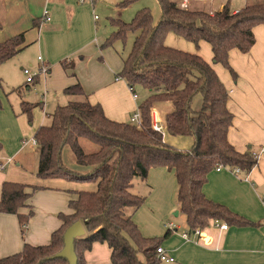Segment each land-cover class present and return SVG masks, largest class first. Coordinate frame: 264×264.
I'll list each match as a JSON object with an SVG mask.
<instances>
[{"label":"trees","instance_id":"1","mask_svg":"<svg viewBox=\"0 0 264 264\" xmlns=\"http://www.w3.org/2000/svg\"><path fill=\"white\" fill-rule=\"evenodd\" d=\"M158 2L161 17L157 23L149 8L140 9L130 22L112 19L115 30L102 44L103 48L112 46L136 33L130 51L121 53L124 65L118 76L127 80L133 94L137 95L136 86L149 91L137 108L142 124L109 118L100 103L87 99L80 83L65 88L64 93L83 99L58 105L50 114L51 121L37 129V177L94 182L96 188L78 191L77 198L69 203L72 211L59 213L61 225L52 233L49 243L25 242L20 252L1 257L0 264H87L85 253L95 242L108 244L112 264H161L157 248L174 229L168 228L161 237H147L133 219L134 212L145 201L143 195L133 190L134 180L146 179L153 167L175 172L176 198L190 233L204 229L211 220L237 226L255 224L208 198L203 190L209 173L220 166L239 167L248 173L258 163L257 151L249 148L241 152L229 141L234 120L228 106L229 91L213 64L197 52L166 44V38L173 33L197 47L201 41L209 43L213 63H221L237 79L230 52L251 50L255 44L254 28L264 26V2L245 5L236 12L226 4L213 13L183 7L174 0ZM38 22L36 19L35 24ZM24 42V33L0 42V64L16 55ZM62 64L65 68L74 66L66 59ZM49 70L47 66L48 73ZM162 100L171 103L164 120L165 131L192 137L190 150L175 149L165 141L163 128H153V107ZM39 104L22 102V112L30 121ZM83 138L97 145V149L86 151L81 144ZM66 149L71 150L77 168L66 165ZM29 187L38 188L5 181L0 199V212L18 215L23 237L33 215L32 210L28 214L19 211L32 194ZM76 223L80 226L73 246L66 248L65 232ZM81 228L86 232L79 236Z\"/></svg>","mask_w":264,"mask_h":264},{"label":"crops","instance_id":"2","mask_svg":"<svg viewBox=\"0 0 264 264\" xmlns=\"http://www.w3.org/2000/svg\"><path fill=\"white\" fill-rule=\"evenodd\" d=\"M174 1L189 9L213 13L222 10L226 4L229 6L231 0ZM95 2L0 0V42L19 33H24L25 38L19 52L0 64V158H11L15 162V165L8 164L0 170V199L5 181L38 187L35 190L27 189L32 194L27 205L19 209L22 214L33 211L25 237L22 236L17 214L0 212V258L20 252L25 242L33 245L49 243L52 233L61 225L59 213L72 211L69 203L77 198L78 191L96 188L94 182L37 177L38 150L29 146H36L31 139L41 125L51 121L44 122L46 115L50 118L45 110L46 103L62 105L58 104L61 94L69 96L68 101L83 99L82 96L68 95L63 91L80 83L87 99L91 103H100L111 119L128 121L131 113L138 108L139 103L127 80L118 76L124 65L121 54L112 47H102L107 37L98 34L97 17L93 16ZM253 3L256 2L244 0L241 5L229 8L236 12ZM257 3L262 2L258 0ZM45 13L50 16V21L43 20ZM36 19H39L38 24H35ZM254 33L255 44L248 53L237 49L230 52V63L238 78L233 81L225 74L221 80L229 91L228 106L234 114L229 141L241 152L249 148L257 151L258 163L248 173L242 170L234 172L228 167L215 169L209 173L203 190L208 198L226 205L255 224L237 226L219 221V224H227L224 229L211 220L197 235L191 233V237L185 238L181 233L188 231V226L176 198L178 184L175 172L166 167H153L146 179L134 180L133 190L143 195L145 201L134 212L133 219L147 237H161L169 228L167 225L174 224V231L161 245L174 258L169 263L264 264V26L257 32L254 28ZM181 38L170 33L166 44L197 52L213 64L219 75L215 67L217 63L212 62L213 52L209 43L200 42L198 48L203 47L202 54L193 50L192 42L188 41L191 45H185V39ZM65 59L74 66L65 68L62 64ZM44 64L50 70L42 82L39 77L27 82L26 76V81L21 84V78L17 77L21 70L24 72V68L34 65L39 69ZM3 82H7L11 88L18 85L12 91L20 96L25 89L30 90L31 86L42 83L41 91L46 92L44 100L31 102L41 103L33 110V122L22 112L24 99L20 101L19 108L12 106ZM152 118L153 123L163 125L156 108L152 111ZM26 148L31 151L25 152ZM176 210L178 214L173 220ZM110 256L108 244L99 242H95L85 253L87 264H112Z\"/></svg>","mask_w":264,"mask_h":264},{"label":"rangeland","instance_id":"3","mask_svg":"<svg viewBox=\"0 0 264 264\" xmlns=\"http://www.w3.org/2000/svg\"><path fill=\"white\" fill-rule=\"evenodd\" d=\"M96 1L95 2V11L93 16H97V25H98V34L99 35H105L107 38L112 34V32L115 30L114 25L112 24V19H120L122 21L125 22H130L136 15V13L143 8H149L152 15H153V19L154 22L157 23L160 20L161 17V7L160 4L158 2V0H135L133 2L124 4L123 0H92ZM251 2H256L258 0H250ZM261 2H264V0H260ZM244 2V0H231L229 1V6L233 7V6H239ZM258 29H263V25H258L255 27V32H257ZM136 33H130L129 36L124 40H117L114 45L112 46H108V47H112L113 50H115L118 54L121 53H125L127 54L130 51L131 45H132V41L134 39ZM256 35V33H255ZM256 38V36H255ZM182 39V38H181ZM185 45H193V50H198L201 53L203 52V47L198 48L197 46H195V43L192 42L191 44L188 42V40L185 39ZM188 42V43H187ZM206 44V43H205ZM208 45V44H206ZM174 46H178V45H174ZM181 46H184L183 44H181ZM209 46V45H208ZM107 48V47H105ZM180 49H183V47H177ZM210 49V46H209ZM188 51V50H187ZM203 54V53H202ZM42 62V61H41ZM213 62V60H212ZM42 66V65H40ZM219 73V77L222 79V75H227L229 79H232L234 81V78L232 77L231 73L229 72V70L222 65L221 63H217L215 66ZM26 68L29 69V71H31L33 74L37 73L39 71L38 66L34 65V66H27ZM14 72V70H12ZM218 73V72H217ZM48 74V73H47ZM44 73H38L36 78L39 77L41 78V82L44 79V76L47 75ZM26 74L23 72V70H21V72H19L17 74V77L21 78L22 82L24 84V81H26ZM17 78V79H18ZM238 78V77H237ZM4 90L8 93V97L9 100L12 104V106H14L15 108H19L20 105V101L22 99H24L25 101H30V102H36V101H40V100H44V93H46L45 91H41L42 90V83L39 84H35L36 86H31L30 90L25 89V91H23L22 96H20L16 91H12L13 88L17 87L18 85H15L13 88L9 87V85L7 84V82H3L2 83ZM236 86V85H235ZM135 91L137 93V103L142 102L148 95H149V91L142 87V86H136L135 87ZM10 95V96H9ZM230 98V97H229ZM63 99V100H62ZM70 99L69 96L65 95V94H61V99L58 102V104H66V102H68V100ZM73 99V98H71ZM62 100V101H61ZM43 105V104H42ZM41 105V106H42ZM48 102L46 103V107L45 110L47 111V114H51L57 105L52 106V105H48ZM39 106V107H41ZM158 110V114L161 116L162 120H163V125L160 124L163 128V131H165V127H164V120L166 117V114L168 112H170L171 110V103L170 101H166V100H162V101H158L155 103L154 107ZM137 110V109H136ZM133 112L131 113L130 117L132 116ZM44 115V112H43ZM129 117L128 121H131ZM44 122L48 123L50 121V118L46 117L44 118ZM34 121V115L32 116V121ZM161 122V121H160ZM165 135V141L172 147H174L175 149L178 150H183V151H188L192 148L193 146V139L190 136L187 135H171L169 133H167L166 131L164 132ZM81 144L82 146L85 148L86 151H93L95 149H97V145H95L94 143L90 142L87 139H81ZM34 148L36 149L37 146H29V148ZM29 148L25 149V152H30L31 150ZM38 153V152H37ZM33 157V156H32ZM63 158L64 161L66 163V165L70 166V168H77L78 165L76 164L75 160H74V156L71 152L70 149H66L64 151L63 154ZM37 161H38V156H37ZM9 165H15L14 161H11L9 163ZM135 180H141V178H136ZM135 191V189H134ZM137 192V191H135ZM138 193V192H137ZM177 211V210H176ZM176 213V212H175ZM174 213L173 216V220H175V216L176 214ZM184 214V213H183ZM185 215V214H184ZM181 219V218H179ZM186 219V218H185ZM85 229L81 228V230L79 231L78 235H85ZM184 232V231H183ZM182 232V233H183ZM181 233V234H182ZM100 243V242H99ZM161 264H173V263H165L162 262Z\"/></svg>","mask_w":264,"mask_h":264},{"label":"built area","instance_id":"4","mask_svg":"<svg viewBox=\"0 0 264 264\" xmlns=\"http://www.w3.org/2000/svg\"><path fill=\"white\" fill-rule=\"evenodd\" d=\"M82 1H83V0H82ZM96 17H97V16H96ZM50 19H51L50 16L47 15V13H45L43 20H44V21H50ZM24 72H25V74H27V82H32L33 78H34L35 75H37L38 73H44V74H47V73H48V71H47V65H45V64L42 65V66L39 68V71H38L37 74H33L31 71H29L28 68H24ZM131 91H132V90H131ZM134 97L137 98V95L134 94ZM130 120H131L132 122H135V123L139 124V125L142 124V119H141V114H140L139 109H137V110L133 113V115L130 117ZM153 128L156 129V130H158V131L162 130V126L159 125V124H157V123H153ZM31 143L34 144V145H36V143H37V142H36V139H35V138L31 139ZM11 161H12L11 158H5V159L0 158V170L4 169V168H5V167H6ZM220 168H224V167H221V166H220V167H218L217 169H220ZM231 169H232L234 172H239V171H241V169H240L239 167H233V168H231ZM214 222L216 223V225H220L221 228H224V229L227 228V224H225V223H220V224H219V221H218V220H216V221H214ZM167 226H168L169 228H171V229H174V224H172V223H169ZM198 233H199V230H196V231H194L192 234L197 235ZM182 234H183V236H184L185 238H189V237H191V233H190L189 231H185V232H183ZM157 255H158V257L160 258V260H161L162 262L169 263V262H173V261H174V258H173L172 256H170V254L166 251V249H165L163 246H159V247L157 248Z\"/></svg>","mask_w":264,"mask_h":264},{"label":"water","instance_id":"5","mask_svg":"<svg viewBox=\"0 0 264 264\" xmlns=\"http://www.w3.org/2000/svg\"><path fill=\"white\" fill-rule=\"evenodd\" d=\"M175 214H178V211H176ZM79 226H80L79 223L73 224L65 232L66 248H72L74 236H75Z\"/></svg>","mask_w":264,"mask_h":264}]
</instances>
